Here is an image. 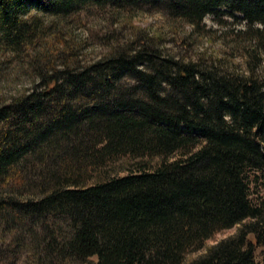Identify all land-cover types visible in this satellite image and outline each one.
I'll list each match as a JSON object with an SVG mask.
<instances>
[{
    "label": "trees",
    "instance_id": "trees-1",
    "mask_svg": "<svg viewBox=\"0 0 264 264\" xmlns=\"http://www.w3.org/2000/svg\"><path fill=\"white\" fill-rule=\"evenodd\" d=\"M90 6L191 27L238 16L264 50V0H0V43L26 55L44 16ZM69 57L0 103V264H264V76L168 54L151 34Z\"/></svg>",
    "mask_w": 264,
    "mask_h": 264
},
{
    "label": "rangeland",
    "instance_id": "rangeland-1",
    "mask_svg": "<svg viewBox=\"0 0 264 264\" xmlns=\"http://www.w3.org/2000/svg\"><path fill=\"white\" fill-rule=\"evenodd\" d=\"M127 14V11L90 6L67 17L51 19L46 15L42 19L47 25L46 34L38 38L26 55L11 53L0 43V103L30 88L37 78L38 69L46 71L52 66H59L65 50L70 52V65L75 61L82 64L105 55L111 45L145 38L150 34L157 46L168 54L216 63L242 72L250 68L254 75L264 76V50L255 49L244 39L241 33L244 23L238 16L207 14L201 23L191 27L152 7L129 13L130 20L124 18ZM49 21L52 24H48ZM43 42L55 49L48 47L44 52ZM253 188L256 191L253 196L264 195V187ZM233 231L234 226L215 231L201 247L185 252L183 261L198 255L206 245ZM255 258L264 260V246L255 248Z\"/></svg>",
    "mask_w": 264,
    "mask_h": 264
}]
</instances>
